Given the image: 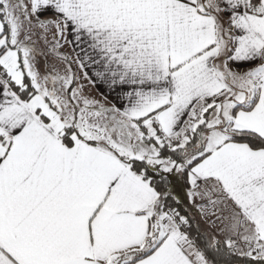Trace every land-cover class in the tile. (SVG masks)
<instances>
[{"label": "snow or ice", "instance_id": "obj_1", "mask_svg": "<svg viewBox=\"0 0 264 264\" xmlns=\"http://www.w3.org/2000/svg\"><path fill=\"white\" fill-rule=\"evenodd\" d=\"M239 261L264 264V0H0V264Z\"/></svg>", "mask_w": 264, "mask_h": 264}, {"label": "crops", "instance_id": "obj_2", "mask_svg": "<svg viewBox=\"0 0 264 264\" xmlns=\"http://www.w3.org/2000/svg\"><path fill=\"white\" fill-rule=\"evenodd\" d=\"M50 14L47 15H42L41 19H47L49 18ZM34 32H38L39 29L38 28H34L33 29ZM52 31H55V29H53ZM33 40L36 41V46L38 48H44V41L42 38H38L36 35H33ZM49 40H51V35H49L48 37ZM67 39L69 41L73 40V36L72 35H68ZM62 44V48L64 49V53L73 57V59L75 58V53L76 52H80L81 48L84 47V45H81L80 47H75L74 44H68V43H64V41H61ZM81 56H83V52H81ZM40 67L41 70H43L44 67V58L41 57L40 58ZM73 68L76 70L78 75H81V70L79 68L76 67L75 64H73ZM85 71L88 72V75L90 77H92L93 80H95V76L93 75V69L91 67H87L85 68ZM81 83L84 84L85 86V94H88L90 96H94V97H98L99 99L101 98V100H104V97H107V101L108 102H113V103H118L119 102L116 100V92L119 91V89L116 90V92L110 90L108 88V86L100 81H97L94 85L89 83L86 80L81 79Z\"/></svg>", "mask_w": 264, "mask_h": 264}, {"label": "trees", "instance_id": "obj_3", "mask_svg": "<svg viewBox=\"0 0 264 264\" xmlns=\"http://www.w3.org/2000/svg\"><path fill=\"white\" fill-rule=\"evenodd\" d=\"M182 187V189L184 190L185 194L187 195V191H188V184L186 182L185 179L181 178L178 180H174L172 182L171 185V189H172V198L169 199L168 203L175 208H178L181 212V214L183 215H188L190 217H194L193 220V228H192V233L193 235H195V224L199 223L201 229H205L204 228V220L201 218V215L198 211V209L196 207L193 206V203H191V201L189 202L188 199H186V197L183 195L184 199H182L181 197H179V195L177 194V192H174V189L180 188ZM179 200V203H176V200ZM237 264H243V261H239L237 262Z\"/></svg>", "mask_w": 264, "mask_h": 264}, {"label": "rangeland", "instance_id": "obj_4", "mask_svg": "<svg viewBox=\"0 0 264 264\" xmlns=\"http://www.w3.org/2000/svg\"><path fill=\"white\" fill-rule=\"evenodd\" d=\"M60 51L62 52V53H64V49L61 47V49H60ZM49 62L50 63H58V61H56L55 60V58H54V56H52V55H49ZM86 95H88V94H86ZM88 96H90V95H88ZM90 97H92V98H95V99H98V100H101V98L99 99L98 97H94V96H90ZM101 101H103V100H101ZM178 191V192H177ZM174 192H177V194L179 195V197H181L182 199H184V197H183V195L186 197V199H188L189 200V202L191 201L188 197H187V195L185 194V192H184V190L182 189V187H180V188H177V189H174ZM191 203H193L192 201H191ZM200 203H202V201L199 199V198H196V200H195V204H200ZM206 220H208V221H210V220H212L213 219V217H211V216H209V217H207V218H205ZM205 219H203L204 220V228H206L207 227V224L205 223Z\"/></svg>", "mask_w": 264, "mask_h": 264}]
</instances>
